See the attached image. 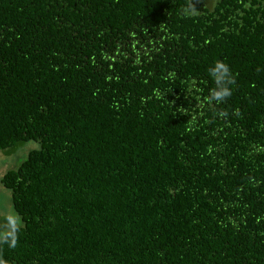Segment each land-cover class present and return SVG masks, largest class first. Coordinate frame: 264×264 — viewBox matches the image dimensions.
<instances>
[{"label": "trees", "instance_id": "16d2710c", "mask_svg": "<svg viewBox=\"0 0 264 264\" xmlns=\"http://www.w3.org/2000/svg\"><path fill=\"white\" fill-rule=\"evenodd\" d=\"M28 141L8 264H264V0H0V151Z\"/></svg>", "mask_w": 264, "mask_h": 264}, {"label": "clouds", "instance_id": "9594fccd", "mask_svg": "<svg viewBox=\"0 0 264 264\" xmlns=\"http://www.w3.org/2000/svg\"><path fill=\"white\" fill-rule=\"evenodd\" d=\"M194 14H198L199 10L193 3L189 5ZM208 74L213 80L214 87L209 90L208 102L217 104L223 103L231 97L233 88L236 83L235 74L232 72L229 65L223 60H215L208 68ZM221 116H227V112L219 113ZM234 114L239 116L238 109H234ZM24 228V223L19 214H5L0 223V248L7 245L9 248H15L18 244L19 234ZM0 264H8V261L0 253Z\"/></svg>", "mask_w": 264, "mask_h": 264}, {"label": "rangeland", "instance_id": "374dc122", "mask_svg": "<svg viewBox=\"0 0 264 264\" xmlns=\"http://www.w3.org/2000/svg\"><path fill=\"white\" fill-rule=\"evenodd\" d=\"M37 143L28 141L17 147L16 151L11 154L0 151V176L4 171L16 167L19 161L25 156V153L31 149L36 148ZM9 191L0 184V216L15 213L11 208Z\"/></svg>", "mask_w": 264, "mask_h": 264}]
</instances>
